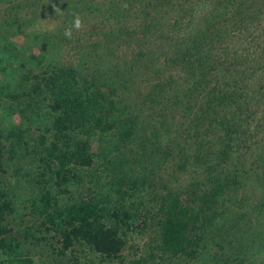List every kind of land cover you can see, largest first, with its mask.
<instances>
[{"label":"rangeland","instance_id":"374dc122","mask_svg":"<svg viewBox=\"0 0 264 264\" xmlns=\"http://www.w3.org/2000/svg\"><path fill=\"white\" fill-rule=\"evenodd\" d=\"M65 68L80 84L91 77L114 102L102 115L130 130L105 139L117 177H140L139 209L154 217L173 193L189 209L197 252L158 254L157 223L143 216L118 258L62 246L39 211L42 192L76 203L113 176L79 165L59 184L45 162L55 114L43 81ZM0 130L32 136L26 154L4 153L0 203L11 207L8 239L34 264H264V0H0ZM0 261L19 264L2 252Z\"/></svg>","mask_w":264,"mask_h":264},{"label":"trees","instance_id":"16d2710c","mask_svg":"<svg viewBox=\"0 0 264 264\" xmlns=\"http://www.w3.org/2000/svg\"><path fill=\"white\" fill-rule=\"evenodd\" d=\"M253 35L254 32L249 34V36ZM213 38L211 46L216 39ZM246 46L249 48L248 45ZM245 52L250 53V49ZM204 64L206 68L208 61ZM205 73H200L199 76ZM47 75L43 86L50 96L51 112L55 114L53 122L55 140L48 146L41 142V146L47 158L44 160L52 169L51 174L56 175L59 184H64L69 180L68 176L74 168L79 165L89 167L97 165L98 170L113 173V176L105 175V181L99 187L100 191L89 187L88 194L81 196L80 201L76 203L58 204V200L51 191L42 192L40 199L44 204L41 207L44 209L39 207V211L47 214L51 227L62 238V246L67 249L75 242H82L106 257L118 258L127 244L126 234L130 225L143 216L144 225L148 219L155 220L157 223L158 242L154 251L158 254L166 252L172 256H185L197 252L190 217L187 218L189 209L180 199L173 197V193L163 196L159 207L158 202L156 203L158 207L156 211L159 212L156 216L149 217V211L139 209L145 204L143 197L139 196L142 194L141 190L136 189L140 177H117L120 173L116 170L117 155L113 156V151L116 149L108 147L109 142H106L105 138L113 136L116 138L113 140L124 141L130 136V130L122 129L118 118L114 115L107 117L102 115L104 110H110L111 105H114V102L106 97L103 89L95 84L91 77L84 79L80 84L77 75L69 68L58 72L53 71ZM43 86L38 83L35 89L40 90ZM97 131H101L100 135L103 137L97 142L99 155L94 154L91 149V138ZM31 141L30 133L23 130L7 132L0 130V171L4 170L5 152L9 153L10 159L26 154L27 145ZM101 147L104 149L101 150ZM97 156H100L98 164L95 163L98 160ZM219 184L224 186L223 181ZM105 188L109 190L107 193L103 191ZM219 189L215 192H220ZM0 195H2L1 192ZM139 201L140 203H136ZM10 208V203H0V253L8 254V260L12 262L34 264L33 259L19 251L18 245L13 244L7 237L10 228L4 220L6 211ZM7 248L11 252H8Z\"/></svg>","mask_w":264,"mask_h":264},{"label":"clouds","instance_id":"9594fccd","mask_svg":"<svg viewBox=\"0 0 264 264\" xmlns=\"http://www.w3.org/2000/svg\"><path fill=\"white\" fill-rule=\"evenodd\" d=\"M80 27H81V20H80V18L77 16V17L75 18V20H74L73 28H75L76 30H79ZM72 30H73L72 28H69V29L65 30L64 35H65L66 37H68V38H71V36H72Z\"/></svg>","mask_w":264,"mask_h":264}]
</instances>
